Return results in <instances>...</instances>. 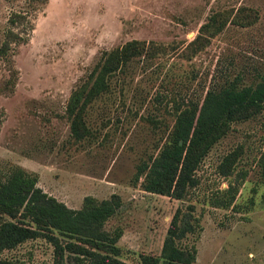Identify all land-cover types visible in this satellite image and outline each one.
Wrapping results in <instances>:
<instances>
[{"label":"rangeland","instance_id":"obj_1","mask_svg":"<svg viewBox=\"0 0 264 264\" xmlns=\"http://www.w3.org/2000/svg\"><path fill=\"white\" fill-rule=\"evenodd\" d=\"M239 8L254 11L251 24H236ZM12 10L26 11L32 30L0 57V182L21 169L69 208L86 195H117L120 206L103 227L121 228L118 257L128 264H140L141 254L160 255L176 208L198 220L181 240L195 246L192 264H264V184L253 166L264 149V110L230 124L182 199L146 192L132 180L136 164L164 143L174 104L200 101L210 85H247L264 76V0H0V40ZM215 13L227 21L208 36L200 28ZM131 39L160 49L113 74L108 89L84 107L82 134L75 138L65 112L71 89L103 51ZM233 149L236 170L247 174L229 208H214L209 198L233 176H220L215 166ZM0 258L52 264V246L28 239Z\"/></svg>","mask_w":264,"mask_h":264},{"label":"trees","instance_id":"obj_2","mask_svg":"<svg viewBox=\"0 0 264 264\" xmlns=\"http://www.w3.org/2000/svg\"><path fill=\"white\" fill-rule=\"evenodd\" d=\"M236 24L247 26L254 11L239 8ZM227 21L219 14L211 15L200 31L208 36L219 31ZM32 30L26 11L8 13L0 40V57L10 54L13 47L24 43ZM202 38L198 35L195 39ZM159 45L131 39L111 50L103 51L99 61L86 78L71 89L65 112L75 138L81 137L82 111L97 95L108 89L115 72L141 55L154 54ZM264 110V76L253 84L240 85L224 81L210 85L200 101L186 99L172 106L173 123L164 143L147 160H140L132 176L134 184L146 192L182 199L197 184L195 171L210 147L222 137L235 121L248 119ZM238 151L221 156L215 166L222 177L232 176L224 188L216 189L209 198L210 206L227 209L234 201L238 187L247 171L236 170ZM257 181L264 184V149L253 164ZM120 206L115 194L96 200L86 195L78 208H69L36 186V177L15 169L0 182V253L28 239L43 238L52 246L53 263L64 264H128L119 259L116 245L121 228L104 229V223ZM14 214L16 218L14 219ZM32 223L28 226L19 220ZM198 228V220L176 208L168 222L161 243L160 255L141 254L140 264H192L196 249L193 243L182 244L187 234ZM0 264L11 261L0 258Z\"/></svg>","mask_w":264,"mask_h":264}]
</instances>
